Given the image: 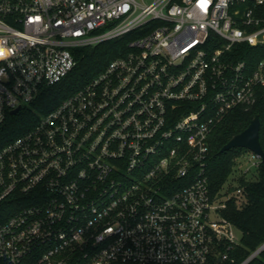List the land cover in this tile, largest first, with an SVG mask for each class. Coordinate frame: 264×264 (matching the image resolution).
Instances as JSON below:
<instances>
[{
  "label": "built area",
  "instance_id": "2783aa9c",
  "mask_svg": "<svg viewBox=\"0 0 264 264\" xmlns=\"http://www.w3.org/2000/svg\"><path fill=\"white\" fill-rule=\"evenodd\" d=\"M127 35L125 54L0 146L1 264L235 261L222 209L264 161L246 148L233 191L213 197L211 135L264 98V0H0V134L74 69L75 48Z\"/></svg>",
  "mask_w": 264,
  "mask_h": 264
},
{
  "label": "trees",
  "instance_id": "16d2710c",
  "mask_svg": "<svg viewBox=\"0 0 264 264\" xmlns=\"http://www.w3.org/2000/svg\"><path fill=\"white\" fill-rule=\"evenodd\" d=\"M130 38L131 36L127 35L75 48L73 53L77 63L74 69L60 82L44 87L31 108L10 116L0 134V146L31 128L40 114L56 108L64 99L98 76L112 60L125 54ZM239 58L249 57L247 54H241ZM257 114L261 118L260 140L264 149V98L238 106L223 118L211 135L208 174L213 197L218 196L223 201V197L233 191L230 187L224 193L221 192L236 169L237 158L241 153L237 148L225 152H221V148L234 136L245 131ZM240 183L244 188L243 194L227 199V205L222 209V215L242 231L241 244L233 252L235 261L228 264H241L264 243V163L261 164L257 177L250 180L242 178ZM248 264H264V250Z\"/></svg>",
  "mask_w": 264,
  "mask_h": 264
},
{
  "label": "water",
  "instance_id": "95a60500",
  "mask_svg": "<svg viewBox=\"0 0 264 264\" xmlns=\"http://www.w3.org/2000/svg\"><path fill=\"white\" fill-rule=\"evenodd\" d=\"M18 109L13 110V113H16ZM260 129H261V118L260 115L257 114L255 118L252 120L250 126L240 134L234 136L228 143H226L222 148L221 152H225L227 150L233 148H247L255 153L262 156L264 161V149L260 140Z\"/></svg>",
  "mask_w": 264,
  "mask_h": 264
},
{
  "label": "rangeland",
  "instance_id": "374dc122",
  "mask_svg": "<svg viewBox=\"0 0 264 264\" xmlns=\"http://www.w3.org/2000/svg\"><path fill=\"white\" fill-rule=\"evenodd\" d=\"M237 150L239 151V152H242V153H249V151L246 149V148H237ZM250 154V153H249ZM245 167L246 168H249V169H251L252 171H254L255 170V167L253 166V164H252V162H247V163H245ZM234 234H235V236L237 237V240H241V237H242V231L241 230H239V229H235L234 230Z\"/></svg>",
  "mask_w": 264,
  "mask_h": 264
}]
</instances>
